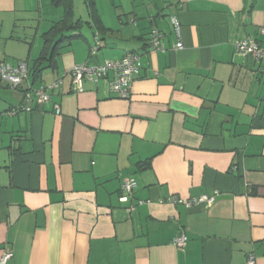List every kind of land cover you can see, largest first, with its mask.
I'll list each match as a JSON object with an SVG mask.
<instances>
[{"label": "crops", "instance_id": "crops-1", "mask_svg": "<svg viewBox=\"0 0 264 264\" xmlns=\"http://www.w3.org/2000/svg\"><path fill=\"white\" fill-rule=\"evenodd\" d=\"M41 3L0 0V62H27L11 26ZM160 3L124 15L97 6L79 19V36L61 43L54 64L29 75L34 89L60 81L47 104L0 78L5 264H246L248 254L264 264V78L234 49L247 37L264 44V0ZM152 29L164 51L149 48ZM128 53L138 72L126 99L107 80L73 91L75 65ZM128 179L137 187L124 194ZM215 192L206 209L171 202Z\"/></svg>", "mask_w": 264, "mask_h": 264}, {"label": "built area", "instance_id": "built-area-1", "mask_svg": "<svg viewBox=\"0 0 264 264\" xmlns=\"http://www.w3.org/2000/svg\"><path fill=\"white\" fill-rule=\"evenodd\" d=\"M174 27L176 34H179V26L175 18L170 20ZM258 34L264 39V28H260ZM162 35L152 30L148 45L149 48L154 51H164L162 42ZM176 48H181V44L178 43ZM236 54L241 57H250L252 60L259 65V74L264 78V44L261 45L257 40L247 37L239 40L234 44ZM97 48L91 49V55H94ZM138 57L135 54H125L119 60H105L103 63L98 65L81 64L75 65L70 70L71 85L74 92H83V82L89 81L92 83H98L102 80H107L108 90L110 93L118 96L119 98L126 99L129 96L131 84L133 82L134 75L137 74L138 70L136 62ZM28 67L24 62H20L17 66H10L6 63L0 62V78L4 81L9 88L12 90H22L23 98L26 101L31 100V94L36 98L37 104H47L50 102V92L57 90L60 86V81H56L47 87H39L38 89H32L28 83ZM27 112H31V108L24 109ZM54 114L60 116V108L58 105H54ZM136 182L133 179H128L122 182L121 192L124 194H131L136 189ZM217 192L213 195L199 196L191 198L186 201H180L176 198L172 199L171 202L174 204L181 203L187 208H210L215 201ZM187 242V238L184 234H181L174 238V246L181 248ZM12 258L11 252H6L0 258V264H5ZM246 264H256L255 256L248 254L246 257Z\"/></svg>", "mask_w": 264, "mask_h": 264}, {"label": "rangeland", "instance_id": "rangeland-1", "mask_svg": "<svg viewBox=\"0 0 264 264\" xmlns=\"http://www.w3.org/2000/svg\"><path fill=\"white\" fill-rule=\"evenodd\" d=\"M47 1L49 2L48 5L44 6L42 3L40 5L37 4L33 10L27 13H17L16 21H14L16 26H11L13 27L11 28L13 33L11 32L10 34L24 42V59L27 60L29 65H31V59L35 55L37 49L41 46V36L45 32L46 24L50 27L54 21L58 20L59 15H63L64 13L63 8L53 6L51 0ZM151 1L161 6L160 0H72V5L75 18L84 20L87 15L89 17L90 3H92L95 9L97 6H104L112 15H115L117 11L118 15H124V12H132L133 9L137 10L142 8L150 4ZM12 21L11 18V23H13ZM27 55H29V57Z\"/></svg>", "mask_w": 264, "mask_h": 264}, {"label": "trees", "instance_id": "trees-1", "mask_svg": "<svg viewBox=\"0 0 264 264\" xmlns=\"http://www.w3.org/2000/svg\"><path fill=\"white\" fill-rule=\"evenodd\" d=\"M51 2L53 6L63 8L64 13L61 18H59L57 21H54L52 25L42 34L41 36L42 47L39 55L35 58V60H33L32 67L29 68L28 62H24L28 67V74L34 78L33 80H37L39 78L40 73L44 69L49 68L54 64L61 43L78 37L79 36L77 35L78 31L81 29L83 25L81 20L74 19L72 0H51ZM91 6L92 3H90V15H92L94 11V7ZM152 30H156L162 35V33L157 29H152ZM151 31L148 34V39ZM28 80H29V76H28ZM43 87H47V86H43ZM32 89L34 88L32 87ZM18 91L19 92L21 91L23 96L24 93L23 89ZM32 95L33 94H31V96ZM50 97H51V92H50ZM34 99L36 101L35 96ZM38 105H43V104H38Z\"/></svg>", "mask_w": 264, "mask_h": 264}]
</instances>
